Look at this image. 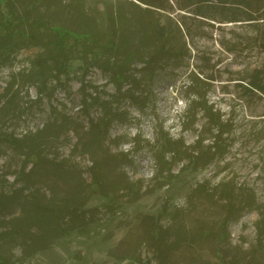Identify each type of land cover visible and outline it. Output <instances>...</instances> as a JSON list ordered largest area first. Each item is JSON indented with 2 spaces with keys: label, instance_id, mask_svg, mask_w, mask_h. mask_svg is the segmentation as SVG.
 Masks as SVG:
<instances>
[{
  "label": "rangeland",
  "instance_id": "rangeland-1",
  "mask_svg": "<svg viewBox=\"0 0 264 264\" xmlns=\"http://www.w3.org/2000/svg\"><path fill=\"white\" fill-rule=\"evenodd\" d=\"M83 1L98 18H87L89 24L94 20L101 30L116 24L117 42L136 44L167 37L176 59L158 67L154 80L138 88L126 82L121 91L106 67L88 66L89 100L94 96L110 100L123 114L112 126L115 139L107 143L112 157L105 176L107 193L89 194L84 231L54 238V233L34 226L29 228L33 239L22 236L21 226L14 223H21L27 212L36 214L35 209H40L36 203L51 206L60 201L59 180L41 183L34 175L27 180L20 174L24 156L0 142V195L19 190L11 205L0 210V257H9L10 264H264V92L249 88L256 70L264 80V0ZM71 4L72 0H65L63 5L71 9ZM61 16L52 23L64 21L66 15ZM161 25L165 30L159 38L153 32ZM38 51L22 49L13 52L7 63L0 62V94L13 75L30 68ZM142 65L138 62L133 70ZM193 72L209 80L208 98L227 123L226 154L195 167L177 158L175 176L164 177L150 143L164 130L192 144L205 122L200 113L193 128L182 126ZM82 76L76 74L71 87L55 88L50 97L37 102V86L25 84L17 112H0V134L22 136L35 131L58 110L86 124L80 102ZM128 89L135 95L128 96ZM91 112L100 114L101 106L96 104ZM75 141L64 138L53 154L68 159L77 187L92 181L93 162L80 150L71 155ZM25 182L30 189H18ZM30 190L38 194L34 203ZM224 190L245 201L230 215ZM42 237L48 244L37 248L36 240Z\"/></svg>",
  "mask_w": 264,
  "mask_h": 264
},
{
  "label": "trees",
  "instance_id": "trees-1",
  "mask_svg": "<svg viewBox=\"0 0 264 264\" xmlns=\"http://www.w3.org/2000/svg\"><path fill=\"white\" fill-rule=\"evenodd\" d=\"M64 2L65 0H0V62L7 63L13 52L29 47L39 48L38 53L30 60V68L13 75L9 85L0 94V112L3 115L17 112L16 102L22 95L25 84L32 83L37 86L39 98L34 100L37 102L44 97H50L55 88L71 87V81L76 74L83 75L80 79L82 92L80 102L86 111V124L63 115L58 110L55 111L54 117H50L35 131L29 130L22 136H17L14 132L0 134V142H7L24 156L20 174L26 175L27 180H30L29 175H34L41 183L52 179L59 180L56 191L60 192V201H55L51 206L36 203L40 207L35 209L34 205L36 214L31 215L23 211L28 214L23 217L21 223L19 221L14 223V226H21L19 232L22 236L27 235L31 239L33 237L29 232L34 226L44 229L45 232L54 233V238L73 231L86 230L88 220L83 212L89 194L107 193L106 169L108 160H112L107 143L115 139L111 135L112 126L115 120L121 118L123 111L115 108L110 100H100V97L95 96L92 97V101L89 100L85 93L88 66L98 64L106 67L111 81L117 84L121 91L126 82L138 88L142 82L154 80L158 67L170 64L172 59H176L167 44L169 38L136 44L119 43L115 40L118 30L114 22L113 26L103 31L96 27L94 20L91 24L87 21L89 17L98 18L94 11L86 7L85 1L72 0L71 9H66ZM92 12L95 17L92 16ZM61 14L66 15L65 20L52 23V20L56 21L62 17ZM164 30V26L161 25L153 35L162 38ZM138 62L143 64L142 67L138 69L135 67L133 70V66ZM139 70L142 71V75H139ZM208 84L209 80L203 79L198 73L193 72L190 75L188 87L191 90L186 97L188 106L181 119L182 126L190 129L198 122V115L202 113L205 122L195 142L186 144L183 136L173 137L168 131L163 130L161 136L150 143L156 165L164 177L175 176L172 171L177 158V161L186 160L195 167L197 164L206 166L214 159L224 158L226 154L223 136L228 131L227 123L222 113L215 109L208 98ZM250 84L251 90L264 92V80L259 70L255 71ZM133 92L134 90L129 89L126 91L130 97L135 95ZM26 104V107L30 106L28 101ZM96 104L101 106V112L93 115L91 110ZM205 132L209 134H204ZM74 137L76 141L70 151L71 155L72 152L80 150L89 155L93 162L92 181L77 187L71 179L73 176L66 163L68 159L53 154L54 148H57L64 138H70L71 142ZM208 139L211 142L205 143ZM29 186L30 184L25 182L24 186L18 189L25 191L30 189ZM6 191L0 195V199H3L0 210L11 205L8 203L17 198L19 190ZM29 194L34 195L30 201L36 202L37 192L30 190ZM221 194L222 198L228 200L229 215L238 210L239 203L245 202L242 199H235L231 190H224ZM17 202L19 201H15ZM246 204L251 205L250 202ZM227 218L229 217L225 220ZM36 243L37 248H43L48 244L43 237L37 239ZM8 260L10 261L9 257H0V264H10Z\"/></svg>",
  "mask_w": 264,
  "mask_h": 264
}]
</instances>
